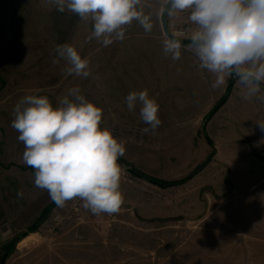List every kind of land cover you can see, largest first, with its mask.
Here are the masks:
<instances>
[{
  "label": "rangeland",
  "instance_id": "374dc122",
  "mask_svg": "<svg viewBox=\"0 0 264 264\" xmlns=\"http://www.w3.org/2000/svg\"><path fill=\"white\" fill-rule=\"evenodd\" d=\"M161 6L162 0H146L145 11L151 14L153 22L151 32H145L133 21L126 27L122 41L105 47L96 39L88 40L91 21H82L67 10L61 13L48 0H0V235L3 238L0 264L9 252L12 253L5 264H57V255L48 251L54 241L50 244L43 235L62 232H91L96 234L92 244H109L108 248L115 244L122 249L126 246L136 255L139 248L145 249L146 264H177L174 257L180 245L185 244L187 234L182 229L186 226L179 221L187 209L193 211L196 230L200 227L199 219L207 216L215 218L226 214L227 220H242V223H227L226 227L233 229L232 232L227 230L233 238L228 237L226 241L243 255V264H255L260 259L250 256V252L258 247L253 240L264 233V224H246L256 213L252 202L260 195L264 199V132L257 122H235L231 106L220 107L213 117H208L219 102L207 112V101L202 102L201 96H206L208 90L199 88L194 95L196 108L185 112L171 104L170 96H165L168 93L161 92L165 95L159 98L161 122L172 123L169 128L172 133L195 134L187 138L145 134L142 129L148 125L141 123L140 105L137 104L132 112L126 106L125 97L142 83L141 73H146L151 88L157 81L153 80L154 74L148 75L149 69L154 70L156 66L147 65L145 69L144 64L128 63L124 58L165 56L163 41L173 37V30L195 26L188 19L189 10L169 17L166 12L160 14ZM64 43L75 46L81 56L89 60L91 74L87 78L69 75L66 70L69 65L63 59L53 63L57 58L56 46ZM74 87H79L87 100L102 108L101 127L126 141L125 154L118 159L122 169L120 190L124 195L119 213L94 215L82 207L83 202L78 198L58 208L46 190L34 185L35 170L22 160L24 144L18 140L19 133L11 127L17 102L27 95H42L56 107ZM211 117L210 129L214 130L215 139L210 143L205 131L206 120ZM198 119H202L200 135L195 125ZM209 146L212 150L205 157ZM215 154L217 160L206 169ZM210 157L206 166L195 173ZM137 172L163 181H183L173 186L186 187L182 190L181 201H177L179 194L175 193V199L169 203L153 202L142 210L147 216L168 217H153L141 224L135 222L134 218L139 216V198L144 194L148 199L157 196L166 201L171 198L168 188H158L145 177L136 176ZM191 175L194 176L187 179ZM18 192L23 195L18 196ZM194 198L195 206L190 205ZM178 208L183 211L177 212ZM131 219L133 224H129ZM33 224L37 227L31 231L29 228ZM211 227L218 228V225ZM105 232L110 234V240L103 242L101 234ZM139 234L146 236L139 239ZM171 236L179 239L171 240ZM11 237L12 240H7ZM262 245L258 248L264 247ZM228 250V254L233 253L232 249ZM178 254L180 259L184 257L182 252ZM192 258L195 259V255ZM181 260L178 264H186Z\"/></svg>",
  "mask_w": 264,
  "mask_h": 264
},
{
  "label": "clouds",
  "instance_id": "9594fccd",
  "mask_svg": "<svg viewBox=\"0 0 264 264\" xmlns=\"http://www.w3.org/2000/svg\"><path fill=\"white\" fill-rule=\"evenodd\" d=\"M48 2L61 13L67 10L82 21H91L88 40L96 39L105 47L122 41L133 21L145 32L153 28L152 16L145 11L146 0ZM186 10L195 25L187 47L194 51L199 68L214 75L212 87L225 85L226 78L235 74L245 99L257 96L264 84V0H162L159 12L174 17ZM181 48L175 34L163 41V53L172 60L181 58ZM54 51L53 63L65 60L69 75L87 78L91 74L89 60L75 46L59 44ZM125 103L130 112L140 105V118L148 125L142 129L145 134L159 128V105L147 90L130 92ZM13 114L11 127L24 144L22 160L35 170L34 185L46 190L58 208L78 198L94 215L119 213L124 195L118 159L125 154L126 141L101 127V107L74 87L56 107L47 96L22 97ZM256 124L264 132V122Z\"/></svg>",
  "mask_w": 264,
  "mask_h": 264
},
{
  "label": "crops",
  "instance_id": "0c3cea01",
  "mask_svg": "<svg viewBox=\"0 0 264 264\" xmlns=\"http://www.w3.org/2000/svg\"><path fill=\"white\" fill-rule=\"evenodd\" d=\"M141 28V27H140ZM195 28H185V29H176L173 30V34H175V37L177 38H190L192 30ZM136 33V30H133ZM142 31V30H141ZM141 31H138L141 32ZM134 33V34H135ZM189 44H182L181 48V58L179 60H172L170 56H161V57H125L124 61L128 63L132 62H139V64H144V67L146 69L147 65H154L156 66L154 70L149 69L148 75L149 77L153 75V80L157 81V85L155 87L151 88V84H149V78L147 79L146 73H141L143 76L142 83L138 86H136L135 91L139 92L142 90H147L149 96L151 98H154L156 102H158V105L162 106L160 104L159 98L164 96V93H168L170 96L171 104L175 105L176 108L180 109V111H187L191 108H196L195 105L197 104L195 94L199 92V90H208V93L206 96H201L203 98L202 102L207 101L205 104V110H210L213 106H215L218 102H220L224 96L226 95L227 89L229 87L230 81L233 80V88L230 92V95L226 102L222 105L221 109L227 108L228 106L233 107L235 111L234 120L235 122L239 121L242 122H258L264 120V99H261L260 97H264V84H261V92L257 94V96L252 97L251 99H245L244 91H241V85L238 83V78L233 74L230 77L226 78L225 85L219 87V88H213L212 84L215 80V77L212 73L208 72L207 70L200 69L199 68V61L197 57L194 54V51L189 49L187 47ZM147 72V71H146ZM153 72V73H152ZM157 72H159L157 74ZM145 75V76H144ZM199 88V90H198ZM162 92V93H161ZM207 98V99H205ZM201 105V104H199ZM166 107V106H164ZM160 108V107H159ZM198 108V107H197ZM162 110V109H161ZM206 113V112H205ZM213 117V116H212ZM212 117L207 121L206 123V131H205V137L207 139V136L213 141L214 138V130L210 129V122ZM133 123L134 121L131 120ZM143 123V121L141 122ZM202 119L197 121L196 129L197 135H200V127H201ZM141 126H143L141 124ZM173 126L172 123L169 122H161V125L158 129L155 130L154 133H151V135H157L159 134H165L168 137H175V138H183V137H189L190 134L195 135L192 132H181L179 134L170 132V129ZM164 128V131H163ZM158 134V135H159ZM192 135V136H193ZM212 148L209 146L208 151L205 153V157L208 156L211 152ZM217 160V154L213 156V159L210 161V163L206 166V169ZM159 188V187H158ZM186 188L185 186H179V187H172L168 188L166 190L171 191L170 195L171 198L167 199L166 201H162L160 197H154V198H147V194H144L143 198H139V204H138V217H135V222L141 224L142 222H145V220L151 219L153 217H168V216H147V214H144L142 210H145L146 207H148L153 202L160 201L162 204H167L173 199H175L176 195H178V200L181 201V198L184 197V193H182V190ZM211 188V187H210ZM162 190V189H161ZM164 190V189H163ZM219 202V201H218ZM212 206V201H210ZM188 204V203H187ZM253 207L256 210V213L254 212L253 218L249 223L246 224H253V225H263L264 224V199L260 195L257 197L256 200L252 202ZM133 204V208H134ZM190 205L195 206V198L192 199ZM136 206V205H135ZM187 206V205H186ZM189 206H187L188 208ZM76 209H79L78 207H75ZM136 209V208H134ZM89 211V210H88ZM183 211V210H181ZM179 211V208L177 209V212ZM184 213L185 216L180 219L179 223L183 226H186L182 229L184 231L186 230V239L184 243H182L180 246L181 248L178 249V252H182L181 254L186 264H211V261H213L214 264H243V255L239 254L237 252V249L233 245H229L227 243V238L231 240V237L233 236L227 232V230H230L231 232L233 229H228L227 223L230 224V222L235 223H242L243 221L239 219L230 218L227 220L226 214H219L218 216H215V218H212L211 216L204 217L202 219H199L200 227L196 228L194 225H196L195 217L192 216L193 211L190 212L188 209L185 210ZM175 214V213H173ZM236 217V213H233ZM241 214V213H240ZM239 214V215H240ZM232 215V214H231ZM238 216V215H237ZM227 218V219H226ZM241 218V216H240ZM129 224H133V219L130 220ZM135 224V223H134ZM218 225V228H212V225ZM233 224V223H231ZM45 225V224H44ZM191 226V227H190ZM181 229V231H183ZM263 231V230H262ZM191 232V233H190ZM262 235L264 234L261 232ZM185 234V232L181 233ZM229 234V235H228ZM233 234V233H232ZM96 234L93 233H84V232H77V233H48L43 235L44 240H48L50 244L54 241L52 246L48 248L49 252H52L53 256L57 255V264H146V250H142L139 248L138 255L133 254L131 252L130 248L123 246V249L120 246H117L113 244V247H109L105 244H92L94 240H96ZM98 235V234H97ZM122 235V234H121ZM175 235V234H174ZM258 235L256 236V239L253 240L255 244L259 246V244L264 243V235ZM139 239L141 237H145L146 235L139 234ZM184 235H182L183 237ZM13 237V236H12ZM7 238V240H12L13 238ZM101 241L106 242L110 240V234L105 232L104 234H101ZM235 237V236H234ZM175 236H171V240L174 239ZM178 238H175V240H178ZM236 239V238H235ZM3 241L2 235H0V243ZM242 245V244H241ZM264 246V244L262 245ZM256 248L251 250L250 256L260 258L259 260H256L255 264H260L261 262H264V247L262 248ZM108 248L107 250H105ZM228 249H232L233 253L228 254ZM158 250H156L157 252ZM178 252L176 253V256L174 257V261L178 264V262L181 260L179 258ZM185 252V254H184ZM195 255V259L192 258V256ZM191 259V260H190ZM181 260V261H183Z\"/></svg>",
  "mask_w": 264,
  "mask_h": 264
},
{
  "label": "trees",
  "instance_id": "16d2710c",
  "mask_svg": "<svg viewBox=\"0 0 264 264\" xmlns=\"http://www.w3.org/2000/svg\"><path fill=\"white\" fill-rule=\"evenodd\" d=\"M182 43H191V41L190 40H183V41H181ZM232 87H233V80L230 82V85H229V87H228V89H227V92H226V95L224 96V98L217 104V106L212 110V112H211V114L208 116V117H210V116H212L214 113H216V111L220 108V107H222V105L226 102V100L228 99V97H229V95H230V92H231V90H232ZM206 122H207V120H206ZM207 139H208V141L211 143L212 141H211V139L207 136ZM210 159H211V157L208 159V161L206 162V163H204L203 165H201L199 168H198V170L195 172V173H197L198 171H200L202 168H204L205 166H206V164L210 161ZM136 174V173H135ZM139 176V177H145L150 183H152V184H154V185H156V186H158V187H161V188H169V187H173V186H177V185H180L181 183H183V181H163V180H160V179H156V178H153V177H148V176H146V175H144V174H142V173H140V172H137V174H136V176ZM194 175H191V176H189L187 179H190V178H192ZM44 213H45V211H44ZM44 215V214H43ZM42 217V216H41ZM44 217V216H43ZM40 223H42L43 222V219L41 220V219H39L38 220ZM37 221V222H38ZM36 227H37V225L36 224H33L30 228H29V230H31V231H34L35 229H36ZM23 235H25V234H23ZM11 253L12 252H9L8 254L9 255H11Z\"/></svg>",
  "mask_w": 264,
  "mask_h": 264
},
{
  "label": "water",
  "instance_id": "95a60500",
  "mask_svg": "<svg viewBox=\"0 0 264 264\" xmlns=\"http://www.w3.org/2000/svg\"><path fill=\"white\" fill-rule=\"evenodd\" d=\"M8 257H9V254H5V256L2 258L1 264H5Z\"/></svg>",
  "mask_w": 264,
  "mask_h": 264
}]
</instances>
